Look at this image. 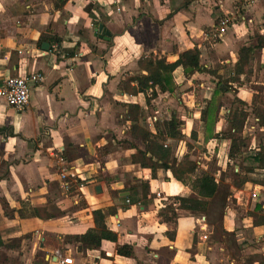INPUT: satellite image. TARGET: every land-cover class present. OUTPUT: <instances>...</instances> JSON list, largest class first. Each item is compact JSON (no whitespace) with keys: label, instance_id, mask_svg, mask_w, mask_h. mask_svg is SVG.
Here are the masks:
<instances>
[{"label":"crops","instance_id":"crops-1","mask_svg":"<svg viewBox=\"0 0 264 264\" xmlns=\"http://www.w3.org/2000/svg\"><path fill=\"white\" fill-rule=\"evenodd\" d=\"M55 1L0 0V84L32 73L46 78L32 88L22 112L0 98V264H53L59 258L72 264H264V225H254L249 215L261 187L235 189L224 207L215 202L218 195L208 212L176 209L175 222L161 221L163 202L200 197L170 171L133 163L146 145L132 136L126 106L141 105L139 124L154 134L176 112L186 135L179 162L194 158L208 171L214 160L225 170L233 163L228 141L213 136L228 129L238 100L251 106L255 96L264 98V49L247 67L239 61L241 49L264 36V0H68L62 8ZM225 17L231 19L227 33L213 41L208 34ZM100 24L110 40L97 36ZM47 35L62 43L41 42ZM195 48L205 70L234 77L231 92L217 93L218 79L210 73L187 78L182 69L174 73V91L157 89L151 106L144 95L123 90L124 81L145 73L141 59L174 63ZM257 122L250 116L244 130L253 155L264 147ZM247 188H253L249 198ZM96 210L105 211L117 242L104 240L86 251L63 244L67 236L96 228ZM125 245L133 247L131 257L117 254Z\"/></svg>","mask_w":264,"mask_h":264},{"label":"trees","instance_id":"trees-1","mask_svg":"<svg viewBox=\"0 0 264 264\" xmlns=\"http://www.w3.org/2000/svg\"><path fill=\"white\" fill-rule=\"evenodd\" d=\"M68 0H56L55 7L62 8ZM90 10V9H89ZM256 44L253 46H245L239 52V61L247 67L249 59L257 49H264V36L256 35L254 37ZM59 42L61 39L54 36H44L41 42ZM140 68L145 73L138 74L122 83L123 90L128 95H144L145 104L151 106L152 102L157 98V89L162 92H172L174 73L178 69H182L187 78H191L196 72H207L217 77V93L227 94L231 92L230 83L234 82V77L223 78L217 75L214 70H205L201 65V52L198 48L188 50L179 56L174 63H169L165 58L155 56L143 58L140 61ZM238 67L236 74H238ZM223 85V87H221ZM240 106L232 108L227 117L228 130L215 134L213 138L217 140H227V157L236 160L239 171L246 173L240 179L235 180L237 188H243L252 182L250 175L255 174L258 170H264V147H262L253 156L243 155V149L246 147V138H244L245 126L250 118L251 113L248 109H252L253 115L258 118V124L264 128V98L255 96L252 105L246 102L237 101ZM128 107V118L132 122L131 134L135 139L141 140L145 145V150L138 149L132 156L134 164L147 169H163L170 171L173 177L184 186H189L200 199L176 197L173 200L163 202L159 211V218L164 223H173L177 218L176 209L208 212L210 200L218 196L219 182L208 171L201 169L196 159H189L182 163L179 162V149L184 135L181 132L183 125L179 119V115L174 112L169 120L163 122L164 131L157 127V134H154L139 124L142 107L139 104L126 103ZM220 104L218 113L221 109ZM248 107V108H247ZM208 109V107H207ZM206 109V110H207ZM206 110L202 112V119L206 120ZM197 132L192 131L190 138L196 140ZM176 142V146L167 144V140ZM254 225H264V207L263 204H257L254 211L249 212ZM96 228L89 230L83 235L67 236L63 238L64 243L78 244L80 251L99 249L104 240L117 242L118 236L111 232L106 225V213L103 210L94 212ZM20 242L21 240H17ZM132 246H120L117 254L123 257H131L133 255Z\"/></svg>","mask_w":264,"mask_h":264},{"label":"built area","instance_id":"built-area-1","mask_svg":"<svg viewBox=\"0 0 264 264\" xmlns=\"http://www.w3.org/2000/svg\"><path fill=\"white\" fill-rule=\"evenodd\" d=\"M248 4H253L257 0H245ZM231 24L229 17L221 18L217 25L213 26L208 36L213 41L221 40L227 33V29ZM4 43L0 39V51L3 49ZM54 50L58 51V45H54ZM45 76L42 73H32L21 77H6L2 79L0 84V98H3L8 106L17 112L24 111L30 104L31 92L34 86L45 82ZM65 164V161L61 159ZM68 177L67 169L62 174V179L66 180ZM252 198L257 200L259 198L258 192L252 194ZM129 202V201H128ZM206 238V237H205ZM53 264H72L70 258H59Z\"/></svg>","mask_w":264,"mask_h":264},{"label":"rangeland","instance_id":"rangeland-1","mask_svg":"<svg viewBox=\"0 0 264 264\" xmlns=\"http://www.w3.org/2000/svg\"><path fill=\"white\" fill-rule=\"evenodd\" d=\"M229 100H232V99L229 98ZM237 106H239V105H237ZM250 116L256 118L253 115V113H251ZM256 119H258V118H256ZM258 123L259 122H257V124ZM180 130H181L182 134L184 135V133L182 131L183 127H181ZM185 136L186 135H184V137H183L184 140L186 139ZM243 136H244V138H246V147L243 149V154H244L243 156L244 157L253 156V154H249L251 137L249 135L248 136L243 135ZM262 138L263 137H261V139ZM172 146L175 147L176 146V142H174ZM209 165H210V167L208 169V172H210L216 178V180H218V182H219L218 195H220V199H219V202H218V200L216 198L215 202H217L219 207L221 205H222V207H224V205L226 206V201L224 199L226 197V195L229 196L230 194H232L235 191V189L236 190H244V189H246L247 186H244L241 189L235 187L236 186L235 180L240 179L242 176H245L246 173L243 172V171H239L240 169L237 166V161L236 160H233V163L231 165H229L227 168H225V170H220V168H218L216 166V161H214V160ZM250 178L252 179V182L250 181V184L248 186H250V185L258 186V187H261V189H262V191H261V199H260V201L257 204H264V170L256 171L255 174L250 175ZM252 190H253V188L252 189L247 188V190L245 191V195H246L247 198H249V195H251ZM250 203L253 204L254 201L251 199ZM219 207L217 208V210L219 209Z\"/></svg>","mask_w":264,"mask_h":264},{"label":"water","instance_id":"water-1","mask_svg":"<svg viewBox=\"0 0 264 264\" xmlns=\"http://www.w3.org/2000/svg\"><path fill=\"white\" fill-rule=\"evenodd\" d=\"M97 36H99V38L101 39H106V40H110L111 38V33L105 28V26L103 24H100L97 28ZM43 48L46 51H49L50 49V44L45 43L43 45Z\"/></svg>","mask_w":264,"mask_h":264}]
</instances>
